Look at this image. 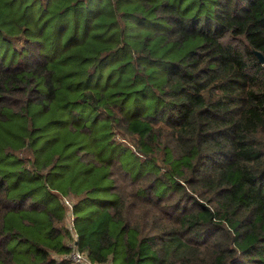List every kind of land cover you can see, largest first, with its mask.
I'll return each mask as SVG.
<instances>
[{
  "label": "trees",
  "instance_id": "16d2710c",
  "mask_svg": "<svg viewBox=\"0 0 264 264\" xmlns=\"http://www.w3.org/2000/svg\"><path fill=\"white\" fill-rule=\"evenodd\" d=\"M264 0H0V264H264Z\"/></svg>",
  "mask_w": 264,
  "mask_h": 264
},
{
  "label": "built area",
  "instance_id": "2783aa9c",
  "mask_svg": "<svg viewBox=\"0 0 264 264\" xmlns=\"http://www.w3.org/2000/svg\"><path fill=\"white\" fill-rule=\"evenodd\" d=\"M65 258L68 259L70 262H72V264H102V263L91 262L85 253L79 251L76 248V245L74 243H71V251L66 255ZM104 264H111V263L107 262Z\"/></svg>",
  "mask_w": 264,
  "mask_h": 264
},
{
  "label": "water",
  "instance_id": "95a60500",
  "mask_svg": "<svg viewBox=\"0 0 264 264\" xmlns=\"http://www.w3.org/2000/svg\"><path fill=\"white\" fill-rule=\"evenodd\" d=\"M254 55L257 57L259 63L264 64V56L259 51H253Z\"/></svg>",
  "mask_w": 264,
  "mask_h": 264
}]
</instances>
